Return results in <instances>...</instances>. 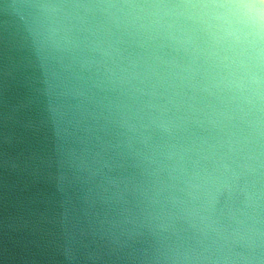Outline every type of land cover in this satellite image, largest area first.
<instances>
[{"label": "water", "instance_id": "1", "mask_svg": "<svg viewBox=\"0 0 264 264\" xmlns=\"http://www.w3.org/2000/svg\"><path fill=\"white\" fill-rule=\"evenodd\" d=\"M261 0H0V264H264Z\"/></svg>", "mask_w": 264, "mask_h": 264}, {"label": "clouds", "instance_id": "2", "mask_svg": "<svg viewBox=\"0 0 264 264\" xmlns=\"http://www.w3.org/2000/svg\"><path fill=\"white\" fill-rule=\"evenodd\" d=\"M261 3H264V0H261ZM251 7L250 19L254 28H256V34L259 35V29L264 25V8H259L255 6Z\"/></svg>", "mask_w": 264, "mask_h": 264}]
</instances>
